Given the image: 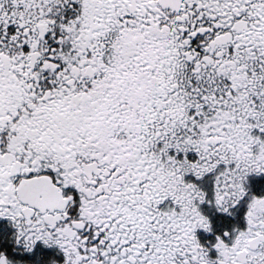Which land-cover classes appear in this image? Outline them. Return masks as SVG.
Segmentation results:
<instances>
[{
    "label": "snow or ice",
    "instance_id": "snow-or-ice-1",
    "mask_svg": "<svg viewBox=\"0 0 264 264\" xmlns=\"http://www.w3.org/2000/svg\"><path fill=\"white\" fill-rule=\"evenodd\" d=\"M0 264H264V0H0Z\"/></svg>",
    "mask_w": 264,
    "mask_h": 264
}]
</instances>
